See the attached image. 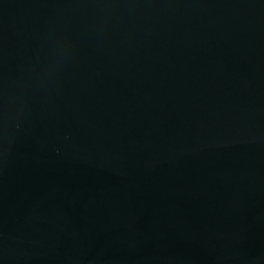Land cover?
I'll return each instance as SVG.
<instances>
[{"label": "water", "instance_id": "1", "mask_svg": "<svg viewBox=\"0 0 264 264\" xmlns=\"http://www.w3.org/2000/svg\"><path fill=\"white\" fill-rule=\"evenodd\" d=\"M0 264H264V0H0Z\"/></svg>", "mask_w": 264, "mask_h": 264}]
</instances>
